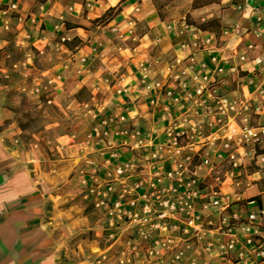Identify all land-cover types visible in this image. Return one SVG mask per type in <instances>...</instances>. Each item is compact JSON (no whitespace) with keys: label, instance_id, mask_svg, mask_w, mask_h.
Segmentation results:
<instances>
[{"label":"crops","instance_id":"1","mask_svg":"<svg viewBox=\"0 0 264 264\" xmlns=\"http://www.w3.org/2000/svg\"><path fill=\"white\" fill-rule=\"evenodd\" d=\"M2 2L17 9L7 18V30L0 19V264H94L101 254L116 260L119 249L105 241L101 213L91 206L83 182L94 179L93 166L101 180L114 165L143 153L133 151L134 141L115 131L139 130L145 146L178 115L177 105L166 97L156 107L149 105L141 66L148 81H164L176 58L193 56L199 64L218 54L229 66L251 45L248 62L237 73L226 72L216 89L230 101L246 100L251 125L264 126V97L254 92L264 87V68L252 61L264 60V28L257 23L264 16V0H181L177 8L182 13L171 17L162 16L154 0ZM128 22L134 26L132 36ZM206 38L209 46L192 48ZM10 46L19 55L15 61L8 60ZM117 77L125 79L121 96L113 92ZM167 86L187 105L175 84ZM23 97L38 109L51 108L58 119L28 133L18 120ZM113 114L123 121L103 140L87 141L99 120ZM62 121L68 122L65 127ZM237 151L242 182L227 181L222 192L232 200H250L259 195L262 181L253 152ZM255 151L264 154V144ZM232 210L243 214L251 207L236 204ZM131 264L146 262L140 258Z\"/></svg>","mask_w":264,"mask_h":264},{"label":"built area","instance_id":"2","mask_svg":"<svg viewBox=\"0 0 264 264\" xmlns=\"http://www.w3.org/2000/svg\"><path fill=\"white\" fill-rule=\"evenodd\" d=\"M2 1L0 19L2 29L7 30V18L17 6ZM257 23L264 28V16ZM133 33V23L128 22L127 34ZM64 41L59 38L60 43ZM209 45L208 38L191 44L196 51ZM252 49L247 45L237 62L229 66L218 54L199 64L193 56L176 58L168 66L164 81H148L146 68L140 67V82L143 93L149 95V105L156 107L160 97H166L177 105L178 115L145 146L141 145L146 139L139 130L115 131L114 135L134 141L133 151L143 153L114 165L101 180L93 166L90 175L94 179L83 182L91 206L101 213L105 241L119 249L115 261L101 254L94 264H131L140 258L146 264H218L214 258L221 264H264V154L255 151L264 144V126L251 125L246 100L230 101L216 89L226 72L237 73L239 66L248 62L246 54ZM252 61L264 68L262 58ZM169 82L185 96L187 105L181 104L167 86ZM124 83V78H115V95L126 92ZM189 83H193L190 90ZM247 84L254 85L251 77ZM254 92L264 97V87H256ZM163 109L167 111V107ZM122 121L116 114L104 116L91 129L87 141L103 140ZM240 148L253 152L262 181L259 195L250 200H232L222 192L225 182L234 186L242 182ZM110 158L117 160V154L111 153ZM166 164L168 169H164ZM198 171L205 175L199 176ZM236 204L251 210L243 214L233 211Z\"/></svg>","mask_w":264,"mask_h":264},{"label":"rangeland","instance_id":"3","mask_svg":"<svg viewBox=\"0 0 264 264\" xmlns=\"http://www.w3.org/2000/svg\"><path fill=\"white\" fill-rule=\"evenodd\" d=\"M158 5L160 6L159 12L164 17H171L175 14H178L179 10L177 7L182 4H179L181 0H157ZM179 5V6H178ZM183 10H180L182 13ZM8 52L10 54L9 61H15L19 58V55L14 51L12 46L8 47ZM82 97L84 98L85 95L83 94ZM22 108L20 109V117L19 123L22 128L26 129L28 133L32 131H37L38 129L44 127V125L48 124L51 119H58L57 114L51 108L38 109L32 102L27 101L25 97L22 98ZM68 122L62 121L63 127L66 126ZM28 136L25 135L24 138L26 139Z\"/></svg>","mask_w":264,"mask_h":264},{"label":"trees","instance_id":"4","mask_svg":"<svg viewBox=\"0 0 264 264\" xmlns=\"http://www.w3.org/2000/svg\"><path fill=\"white\" fill-rule=\"evenodd\" d=\"M154 4L156 5V9L159 10L160 6L158 5V1L154 0Z\"/></svg>","mask_w":264,"mask_h":264}]
</instances>
